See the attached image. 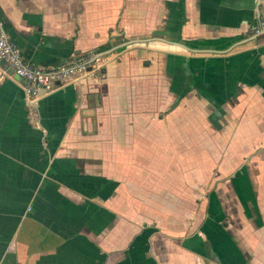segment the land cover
Masks as SVG:
<instances>
[{
  "label": "crops",
  "instance_id": "0c3cea01",
  "mask_svg": "<svg viewBox=\"0 0 264 264\" xmlns=\"http://www.w3.org/2000/svg\"><path fill=\"white\" fill-rule=\"evenodd\" d=\"M264 0H0V264H264ZM119 42L121 44L117 45ZM128 43L129 45L122 46Z\"/></svg>",
  "mask_w": 264,
  "mask_h": 264
},
{
  "label": "built area",
  "instance_id": "2783aa9c",
  "mask_svg": "<svg viewBox=\"0 0 264 264\" xmlns=\"http://www.w3.org/2000/svg\"><path fill=\"white\" fill-rule=\"evenodd\" d=\"M251 32L255 38H264V15L258 17ZM104 59V56L73 55L51 70L32 66L25 61L20 50L8 39L0 21V61L6 63L13 74L24 83L31 114L35 113L38 90L49 92L56 87L84 78H90L96 82L105 64ZM4 76V73L0 75V81L4 80Z\"/></svg>",
  "mask_w": 264,
  "mask_h": 264
},
{
  "label": "water",
  "instance_id": "95a60500",
  "mask_svg": "<svg viewBox=\"0 0 264 264\" xmlns=\"http://www.w3.org/2000/svg\"><path fill=\"white\" fill-rule=\"evenodd\" d=\"M126 45H129L128 43H125V44H123L122 46H126Z\"/></svg>",
  "mask_w": 264,
  "mask_h": 264
},
{
  "label": "trees",
  "instance_id": "16d2710c",
  "mask_svg": "<svg viewBox=\"0 0 264 264\" xmlns=\"http://www.w3.org/2000/svg\"><path fill=\"white\" fill-rule=\"evenodd\" d=\"M122 42H119L117 45L121 44Z\"/></svg>",
  "mask_w": 264,
  "mask_h": 264
}]
</instances>
